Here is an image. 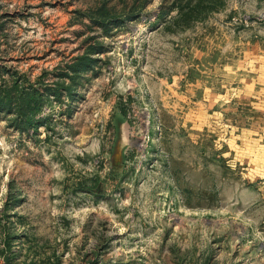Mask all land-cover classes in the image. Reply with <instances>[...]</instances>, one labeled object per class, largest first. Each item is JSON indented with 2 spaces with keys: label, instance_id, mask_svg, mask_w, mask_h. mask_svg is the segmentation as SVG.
<instances>
[{
  "label": "rangeland",
  "instance_id": "obj_1",
  "mask_svg": "<svg viewBox=\"0 0 264 264\" xmlns=\"http://www.w3.org/2000/svg\"><path fill=\"white\" fill-rule=\"evenodd\" d=\"M219 1L0 0L20 81L96 60L35 134L0 116V264H264V0Z\"/></svg>",
  "mask_w": 264,
  "mask_h": 264
},
{
  "label": "trees",
  "instance_id": "obj_2",
  "mask_svg": "<svg viewBox=\"0 0 264 264\" xmlns=\"http://www.w3.org/2000/svg\"><path fill=\"white\" fill-rule=\"evenodd\" d=\"M218 1L173 0L171 11L175 15L171 17L165 26L167 28L186 29L194 22L205 19L209 14L217 12L220 6L216 5ZM6 21L0 20V32L3 31ZM94 62L96 60L89 56L76 58V62L68 66V70L65 73L58 75L57 78L61 80L60 84L56 83L54 86L46 85L42 88L36 86L37 83L30 82L28 78L20 81L17 71H12L5 65H0V72L8 76V79L2 78L0 80V116H3L10 127L17 129L21 133L29 135L32 130L33 134H35L39 126L45 121V118L39 115L42 113L49 98L60 99L63 94L72 96L73 92L70 86L65 85L62 80H68V82L74 84L82 70ZM6 243L9 246V241Z\"/></svg>",
  "mask_w": 264,
  "mask_h": 264
}]
</instances>
